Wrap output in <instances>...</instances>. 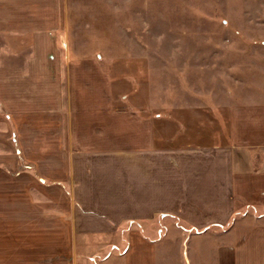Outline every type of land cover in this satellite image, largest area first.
<instances>
[{"label":"crops","instance_id":"0c3cea01","mask_svg":"<svg viewBox=\"0 0 264 264\" xmlns=\"http://www.w3.org/2000/svg\"><path fill=\"white\" fill-rule=\"evenodd\" d=\"M18 7L21 18L0 26L31 35L27 54L0 66V135L17 156L0 162V264H264V216L245 214L219 235L172 227L148 240L132 229L155 215L203 229L264 208V101L227 106L222 145L171 146L167 120L157 132L146 117L112 114V86L81 64L63 70L49 34L55 7L48 25L37 6ZM195 123L215 135L214 116ZM170 234L181 249L175 263ZM105 236L111 242L99 243Z\"/></svg>","mask_w":264,"mask_h":264},{"label":"rangeland","instance_id":"374dc122","mask_svg":"<svg viewBox=\"0 0 264 264\" xmlns=\"http://www.w3.org/2000/svg\"><path fill=\"white\" fill-rule=\"evenodd\" d=\"M13 6H37L45 25L51 24L48 10L55 7L57 26L49 34L62 54L63 70L81 64L92 77L112 86V114L146 117L157 132L165 125L160 121L167 120L171 146L190 149L192 144L202 150L209 138L222 145L227 106L264 101V0H0V26L21 18L22 9L11 11ZM2 8H8L7 15H2ZM30 47L31 35L0 32V66L14 64L16 55H26ZM207 115L217 120L215 135L195 123ZM4 121L0 111V134ZM12 145L13 139L0 135L1 163L17 158L7 153ZM24 169L15 164L18 172ZM15 170L7 177H16ZM247 215H264V208L249 209ZM231 217L223 225L203 229L215 234V227H226ZM127 227L120 230L128 231ZM172 227L185 235L198 234L176 217L159 215L137 221L132 229L156 240ZM109 242L106 236L99 239ZM167 244L172 245L167 254L175 263L181 254L175 234L169 235ZM209 244L196 243L204 248ZM106 264L118 263L113 258Z\"/></svg>","mask_w":264,"mask_h":264},{"label":"trees","instance_id":"16d2710c","mask_svg":"<svg viewBox=\"0 0 264 264\" xmlns=\"http://www.w3.org/2000/svg\"><path fill=\"white\" fill-rule=\"evenodd\" d=\"M250 208H245L244 209V211H243V213H242V215H241V217L242 216H244L245 214H247V211L249 210ZM252 210H253V208H251ZM239 212H235V213H233V215H232V217H231V220H230V222H229V224L228 225H226V227H221V226H216L215 227V229L217 230V231H214V233L215 234H217V235H219V234H222V233H224V232H226L231 226H232V224H233V222H234V220L239 216ZM264 215H259L258 217H263ZM182 229H185V227L184 226H180ZM207 229H209V228H207ZM188 231H191V232H193V233H202V232H204L206 229H203V230H196V229H194V228H188L187 229Z\"/></svg>","mask_w":264,"mask_h":264}]
</instances>
